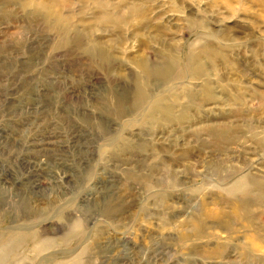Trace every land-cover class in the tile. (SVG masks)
Masks as SVG:
<instances>
[{
	"label": "rangeland",
	"instance_id": "374dc122",
	"mask_svg": "<svg viewBox=\"0 0 264 264\" xmlns=\"http://www.w3.org/2000/svg\"><path fill=\"white\" fill-rule=\"evenodd\" d=\"M21 1L62 31L0 0V237L52 239L57 261L264 264V188L244 208L230 193L264 183V0H109L141 6L114 21ZM32 246L7 264H37Z\"/></svg>",
	"mask_w": 264,
	"mask_h": 264
},
{
	"label": "bare ground",
	"instance_id": "6f19581e",
	"mask_svg": "<svg viewBox=\"0 0 264 264\" xmlns=\"http://www.w3.org/2000/svg\"><path fill=\"white\" fill-rule=\"evenodd\" d=\"M6 3L11 4L13 1H20V6L22 5L25 10H31V12H34L33 15L35 17H40V20H42L44 23L50 22L54 28L53 30L58 32V35H60L61 31L59 28L55 27L54 24L50 21L52 19H56V21H59L61 18L58 16V13L55 11H50L48 9H44V7L37 3H31L24 4L21 0H4ZM77 2H86V0H76ZM88 2V1H87ZM95 3L97 5V9H95L97 12L95 17H97L100 20L104 21H114V20H120L127 17H130L131 15H137L141 13V6L140 5H127L125 2H118L113 3L109 0H95ZM116 4H119L118 6H115ZM60 14V12H59ZM93 14V15H94ZM125 20V19H124ZM62 21V20H61ZM58 24V23H57ZM59 29V30H58ZM64 34V31H63ZM63 34H61L60 37L63 38ZM67 35V34H65ZM67 37V36H65ZM64 45L66 43L62 42ZM88 54L94 58H98L102 62L105 61L106 55H104L102 52L98 51L95 48L88 49ZM193 55L191 53H188V55L181 59L184 63H186L189 70L194 73L193 65L195 59L192 57ZM170 61L173 59L170 58ZM142 63V62H141ZM142 74L145 76L146 80L153 76H163L167 77L171 73V68H165V69H157V70H150L146 69L143 64L140 65ZM145 87V85H143ZM141 87L140 85L137 86L136 93L133 97L134 99V106L142 107L144 103H147L148 98L145 95V88ZM162 100L160 98L155 99L150 107H148V115H152L153 113L162 111ZM242 184H234L233 190L230 192L232 194L239 195L237 204L242 208L247 207L250 204V198L253 194L254 190H257L258 192H262L264 188V183H261L257 180H254L251 177H247L244 180H242ZM78 227V226H77ZM78 233V228L73 231L72 234ZM31 232L23 231V230H12L9 231L6 235L0 237V264H7V258L13 256V257H19L20 256V250L24 245L27 243V241L32 242V251L34 253V257L38 258L37 264H89L85 258V256H88L89 248L85 246H79L81 247L79 250L76 249L75 256L73 259L66 260L67 256L61 257L59 261L56 258V256L53 255H47L40 257L41 254L52 248L54 244V240L48 239V240H41L37 239L34 235H30ZM80 234V233H79ZM72 254V253H71ZM88 259V258H87Z\"/></svg>",
	"mask_w": 264,
	"mask_h": 264
}]
</instances>
